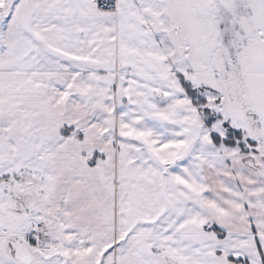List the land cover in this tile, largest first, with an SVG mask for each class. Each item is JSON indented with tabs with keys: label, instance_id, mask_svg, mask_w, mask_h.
<instances>
[{
	"label": "snow or ice",
	"instance_id": "snow-or-ice-1",
	"mask_svg": "<svg viewBox=\"0 0 264 264\" xmlns=\"http://www.w3.org/2000/svg\"><path fill=\"white\" fill-rule=\"evenodd\" d=\"M0 264H264V0H0Z\"/></svg>",
	"mask_w": 264,
	"mask_h": 264
}]
</instances>
